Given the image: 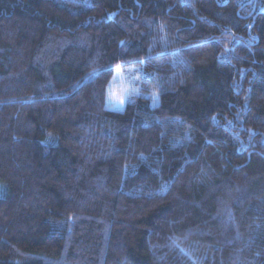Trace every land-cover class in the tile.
<instances>
[{"label":"trees","instance_id":"16d2710c","mask_svg":"<svg viewBox=\"0 0 264 264\" xmlns=\"http://www.w3.org/2000/svg\"><path fill=\"white\" fill-rule=\"evenodd\" d=\"M0 264H264V0H0Z\"/></svg>","mask_w":264,"mask_h":264},{"label":"clouds","instance_id":"9594fccd","mask_svg":"<svg viewBox=\"0 0 264 264\" xmlns=\"http://www.w3.org/2000/svg\"><path fill=\"white\" fill-rule=\"evenodd\" d=\"M130 71V70H129ZM115 76L110 77L111 83L107 84V92L105 96V110H110L109 106L127 107L129 102L137 103L144 96L142 83L139 88L135 85L138 83L132 79L127 73H122L119 68L114 69ZM143 80V76L140 77ZM149 107L151 102L149 101Z\"/></svg>","mask_w":264,"mask_h":264},{"label":"snow or ice","instance_id":"6c2138e0","mask_svg":"<svg viewBox=\"0 0 264 264\" xmlns=\"http://www.w3.org/2000/svg\"><path fill=\"white\" fill-rule=\"evenodd\" d=\"M155 96V94H153Z\"/></svg>","mask_w":264,"mask_h":264}]
</instances>
